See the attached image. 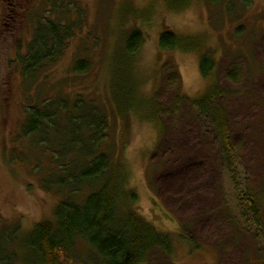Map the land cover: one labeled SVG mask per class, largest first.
Returning a JSON list of instances; mask_svg holds the SVG:
<instances>
[{
  "label": "rangeland",
  "instance_id": "1",
  "mask_svg": "<svg viewBox=\"0 0 264 264\" xmlns=\"http://www.w3.org/2000/svg\"><path fill=\"white\" fill-rule=\"evenodd\" d=\"M48 1L0 0V230L20 223L28 232L54 221L61 200L34 172L38 154L23 135L26 110L47 100L83 99L108 116L102 151L124 165L138 194L137 211L173 239L169 257L156 249L141 264H264V0H191L190 6L188 0H65L69 17ZM168 2L188 8L173 12ZM38 16L81 23L64 56L32 83L19 60ZM133 29L142 30L146 42L134 59V105L125 118L111 86L130 77L120 50ZM165 30L201 38L203 53L218 62L213 82L223 93L242 180L261 211L260 229L241 218L220 142L192 106L211 82L200 71L202 53L160 50ZM80 61L87 72L74 70ZM153 99L165 107L159 122L150 116ZM79 117L82 126L92 120ZM76 255L78 262L61 263L93 264L86 245L79 243Z\"/></svg>",
  "mask_w": 264,
  "mask_h": 264
},
{
  "label": "trees",
  "instance_id": "2",
  "mask_svg": "<svg viewBox=\"0 0 264 264\" xmlns=\"http://www.w3.org/2000/svg\"><path fill=\"white\" fill-rule=\"evenodd\" d=\"M210 1L216 3L219 0ZM65 2L48 1L55 5L54 11L69 17L64 11ZM188 4L190 6L191 0ZM74 5L77 12V4ZM168 8L179 13L188 6L175 8L168 2ZM36 19L28 53L19 60L25 81L32 83H36L64 56L70 42L79 33L81 23V19L67 24L60 19L51 21L41 16ZM145 42L140 29L124 34L120 52L126 62L122 65L130 77H122V84L116 83V87L113 84L111 92L118 114L125 118L134 105V59ZM159 48L170 52L202 53L200 71L202 77L211 82L204 93L192 101V106L199 115L206 117L220 142L227 159L229 177L237 193L241 218L248 225L260 229L261 211L255 196L242 180L239 158L232 145L230 123L220 104L223 93L218 83L213 82L218 62L213 56L203 53L204 40L182 36L172 30H165L159 36ZM83 61L75 66L77 73L87 72ZM164 108L153 99L149 111L151 118L159 122ZM26 114L23 135L33 139V148L38 154L34 172L41 175L42 188L55 192L61 200L55 209L54 221H41L28 232L20 223L0 230V264H62L64 259L78 262L80 257L76 255V248L79 243L89 249L88 256L93 264L146 263L156 249H161L168 257L172 254V237L159 232L137 211L138 194L129 186L124 165L102 151L109 127L108 116L94 101L85 104L83 99L74 102L64 98L47 100L41 106L27 109ZM79 115L90 116L92 120H87V124L82 126L85 120ZM162 135L161 129L159 137ZM41 160L44 161L42 165Z\"/></svg>",
  "mask_w": 264,
  "mask_h": 264
}]
</instances>
